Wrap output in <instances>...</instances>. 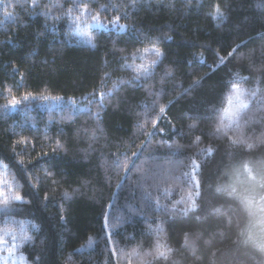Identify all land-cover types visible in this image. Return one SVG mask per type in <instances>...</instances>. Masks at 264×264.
<instances>
[{"label":"trees","instance_id":"obj_1","mask_svg":"<svg viewBox=\"0 0 264 264\" xmlns=\"http://www.w3.org/2000/svg\"><path fill=\"white\" fill-rule=\"evenodd\" d=\"M36 3L33 8V0H0V162L9 164L7 170L0 165V179L14 181V191L27 202L14 203L11 215L39 226L37 231L29 225L32 240L19 248L26 264H126L112 255L116 245L109 244V236L126 252L138 246L150 251L156 236L147 226L156 228L161 221L162 236L174 252L155 264H264V253L239 242L243 214L215 191L228 165L264 159V145L247 150L217 138L212 119L230 82L259 88L264 96V0H136L135 7L129 6L132 0H96L94 12L100 5L119 4L102 11L101 18L106 23L119 15L128 29H91L94 47L66 35L67 20L55 19L72 0ZM217 7L222 15L214 18ZM5 12L12 18L6 19ZM152 46L163 53L152 76L138 84H118L132 76L122 68L121 57L129 56L131 63L135 49ZM221 57L227 59L221 63ZM154 58L146 54L144 62ZM109 89L114 91L101 108L99 94ZM26 93L36 99L5 110L11 97ZM41 95L62 99L43 101ZM260 96L249 109L255 119L244 129L252 140L264 135ZM73 101L79 109L75 114ZM97 111L98 119L93 117ZM196 137L201 138L198 144L193 143ZM21 140L27 143H17ZM161 140L183 147H157ZM209 145L217 149L214 157L199 153ZM140 147L143 153L132 157ZM125 156L137 166L152 156L160 163L201 161L198 209L186 216L132 211L140 207L141 191L132 183L138 179L135 169L121 179ZM118 158L119 168L114 165ZM188 190L182 183L162 202L170 205ZM186 233L194 245H185Z\"/></svg>","mask_w":264,"mask_h":264},{"label":"snow or ice","instance_id":"obj_2","mask_svg":"<svg viewBox=\"0 0 264 264\" xmlns=\"http://www.w3.org/2000/svg\"><path fill=\"white\" fill-rule=\"evenodd\" d=\"M96 0H72V6L63 11L60 16L55 17L56 20L66 19L68 22V32L66 35L75 36L80 38L82 42L88 43L91 46H95L93 43V36L91 29H103L116 31L117 33L127 31L128 26L120 23L121 16H114L106 23L101 18L102 11H108L111 9H118L119 4L100 5L99 9L94 12L91 5ZM36 0H33L32 7H37ZM62 7V5H53ZM130 7L136 6V0H132ZM42 14L47 16L48 10H42ZM127 17L128 13H123ZM214 18L220 13L219 7L213 14ZM5 18L11 19V15L5 12ZM147 39V37H144ZM171 39V37H167ZM158 41H153L154 45ZM121 51H124L121 49ZM235 52V49H233ZM233 52H229L228 56L231 57ZM146 54H152L155 58L148 62L145 61ZM163 56L162 51L155 46L137 48L131 53V63H128L129 56L125 55L121 57L125 62L122 68L129 70L132 73L131 79L126 81H119L118 84H138L143 79H148L152 76L155 67L160 63ZM137 59L141 60V63H136ZM226 57H221L220 62H224ZM169 69L166 75H170ZM107 75V74H106ZM241 79H247L243 77ZM198 83V81L196 82ZM231 86L227 90L226 94L221 100L219 107L212 109L214 115L212 119L213 135L217 138L227 139L231 145L244 146L247 150L255 148L257 145H264V135L256 137L254 140L247 137L244 133V129L248 124L255 119L254 115H249V109L251 102L256 100L260 96V89H245L240 86L239 80L237 82H230ZM117 82H114V87L118 86ZM114 89H109L108 93L101 92L99 107H103V98L110 94ZM187 91V90H186ZM36 99L30 93H26L21 99H17L15 96L8 100V104L5 106L7 111L9 106L16 108L24 101ZM39 99L43 101H60L62 98L59 96H45L41 95ZM260 100L264 101V96H260ZM72 110L75 114L79 109L75 106V102L72 103ZM90 111V108L87 109ZM165 112V107L161 106L160 113ZM100 112L97 111L93 114V117L98 119ZM153 128L157 125V120H152ZM139 127L143 128L141 124ZM190 127H196L195 124ZM161 132L163 129L160 130ZM230 133H232L230 135ZM155 132L149 133V136L155 135ZM95 132H93V136ZM201 142L200 137H196L193 141L194 144ZM17 143L26 144L27 141L21 140ZM144 147L147 146L145 142H142ZM57 146L61 147L59 141ZM157 147H166L168 149L179 150L182 145L169 144L165 140H161ZM55 151V150H54ZM217 149L209 145L206 148L199 149V153L205 157H214ZM143 153V147L137 149V152L132 153V157L139 158V155ZM46 155V153H45ZM226 155H233L232 153H226ZM223 157H221L222 159ZM190 164H185L183 161H175L167 159L164 163L157 161L155 156L145 157L140 166H137L134 159L125 156L123 160L124 174L121 179H127L132 169L136 170L138 179L132 181V183L140 189V207L138 209L132 208V211L138 212L141 216H146V209L163 211L170 215H184L189 212L196 211L199 207L197 200L202 196L201 188V166L202 162L195 158H190ZM23 164V161L19 162ZM0 165L7 170L9 164ZM114 165L121 167V161L119 158L114 161ZM46 175H50L46 173ZM222 183L217 184L215 191L218 194H223L236 205V210L243 214L245 218V224L239 231V242L244 246H250L251 248L264 253V159H251L240 160L236 163L228 165L222 174ZM182 183L189 185V190L180 196L179 199L172 201L169 205L162 201L170 199L171 193L175 188L179 187ZM119 186V185H118ZM153 192L156 194L153 195ZM69 194L65 193L67 197ZM27 203L24 201L23 196L19 192L14 191V181L9 182L0 179V264H8L9 260H12V264H16V260H19L21 264H26L25 257L19 254V248L26 242H31L32 236L29 235V225L32 229L39 230V226L33 221L15 219L11 213L13 211L12 205L14 203ZM220 209H214L219 211ZM107 219V217H106ZM107 227V225H106ZM149 233H154L156 240L154 246L150 251H142L138 246L131 249V251H125L119 248L118 242L112 240L109 236V244L116 245L112 249V255L117 256V259L126 260V264H155L158 260L168 261L172 256L174 249L169 246L167 239L162 236L164 232L163 221L156 225V228H152L151 224L147 226ZM199 238L197 234L196 239ZM91 244V239L89 240ZM185 245L195 244V239L189 237L186 233L184 237Z\"/></svg>","mask_w":264,"mask_h":264},{"label":"rangeland","instance_id":"obj_3","mask_svg":"<svg viewBox=\"0 0 264 264\" xmlns=\"http://www.w3.org/2000/svg\"><path fill=\"white\" fill-rule=\"evenodd\" d=\"M111 27V26H110Z\"/></svg>","mask_w":264,"mask_h":264}]
</instances>
